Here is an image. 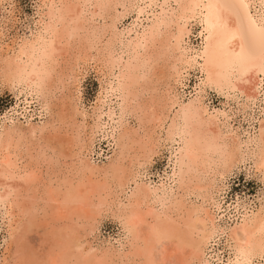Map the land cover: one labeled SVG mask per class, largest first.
Returning a JSON list of instances; mask_svg holds the SVG:
<instances>
[{
	"label": "bare ground",
	"instance_id": "1",
	"mask_svg": "<svg viewBox=\"0 0 264 264\" xmlns=\"http://www.w3.org/2000/svg\"><path fill=\"white\" fill-rule=\"evenodd\" d=\"M133 1L41 0L35 33L0 53V74L6 82L21 88L22 95L35 96L44 110L51 108L54 114L60 108L65 113L58 118L60 125L64 120L72 124L70 136L32 124L0 131V208L4 242L11 250V256H5L8 264H111V248H93L87 238L97 217L101 213L105 217L112 207L124 238L120 264H160L165 258L177 264H201L203 250L218 227L208 212L194 203L187 208V200L176 193L187 194L192 187L189 192L202 190L211 179L208 175L223 177L245 156L253 159V167L264 168V124L248 138L243 157L241 143L223 128L218 113L208 112L199 97L179 102L172 92L181 70L194 67L201 74L199 90L242 93L247 87L254 99L264 82V0H160L147 25L122 39L114 24ZM256 1L259 9L250 15ZM111 10L115 11L111 25L94 24L96 19L107 21ZM188 19L200 24V47L190 54L181 43L189 31ZM87 61L96 63L104 82L92 114L96 120L103 114L113 117L111 107L101 112L106 97H114L120 119L130 107L140 122L155 128H163L169 119L164 141L177 144L169 154L167 187L165 179L160 187L136 180L139 168L156 153L150 137H136V128L131 138L129 130L117 134V124L110 135L111 159L99 166L88 160V146L99 125L90 129L87 143L86 112L75 103L80 70ZM54 91L66 93L48 106L46 96ZM194 191L191 195L200 194ZM247 221L229 229L228 238L246 258L264 255V218L253 214ZM31 234L38 236L36 242ZM164 240L168 245L158 247Z\"/></svg>",
	"mask_w": 264,
	"mask_h": 264
},
{
	"label": "rangeland",
	"instance_id": "2",
	"mask_svg": "<svg viewBox=\"0 0 264 264\" xmlns=\"http://www.w3.org/2000/svg\"><path fill=\"white\" fill-rule=\"evenodd\" d=\"M143 1L134 0L132 2L133 3L132 8L127 10V12L124 13L123 16H121L122 18L120 17L118 21L115 22L114 31L115 33H117V35L120 38L123 39L128 36L132 37L136 31L137 32L141 31L142 27L146 26L149 20L152 18V14L156 10H158V4L160 3V0H151V2L146 1V3ZM40 3L41 0H0V33H1L0 53L2 54L5 53L4 51L7 50L6 47L7 48L8 46L9 48L12 47L11 44H14V42L17 44L19 43L20 40L30 38L32 33H35L36 29H38L36 21L39 18V10L41 5ZM256 3L257 6L254 3L253 6L249 8L248 11L250 15H253L254 11L256 10L258 11L260 5L258 1H256ZM146 4L148 6H146ZM143 5L145 7H141ZM137 7H140L142 12L140 11L138 13ZM116 11L120 12L121 8L117 7ZM114 13L115 11L111 10L109 15H107V17L105 18V20L107 21L103 22L101 21V19L98 20L96 19L94 24L96 26H99V24L101 25L103 23L106 25H111V22L109 21H111L112 17L114 16ZM140 13L141 15H139ZM187 21L188 23L185 24L186 25L185 27L189 30L188 31L189 33L187 32L186 33L187 35L186 34L183 35V40L181 43L183 44L184 47H186L185 49H187L188 47L187 50H189L188 52L190 54L191 51H192L191 53H193L196 50H198L200 47V43H201L199 36L200 24L197 22V20L194 22L193 19H188ZM129 33L130 35H128ZM108 37L109 36L107 33L106 36L103 38V43L105 42V39L107 40ZM115 50H117V52H120V47H116ZM83 65L81 67L82 69L80 68L81 70H80V74H79L80 76L78 82V88L80 89H77L78 94L76 93L77 99L75 103L77 104V108H79V110L82 109L80 111L86 112V117L84 120V125H85L84 134L85 133L86 134L85 135L83 134V136L87 140L86 141L87 143L89 142L88 138L91 133L90 129H92L95 125H99L97 129L98 131H96L97 133L94 134V136L92 137L93 139L91 140L90 145L88 146V152L86 155L88 160L92 162L94 165L99 166L101 164H106L107 161L111 159L110 157H112L111 152L113 151V145L110 135H111V131L114 130L117 124L119 126H117L118 130H115L116 133L118 134L120 132L119 130L121 131L129 130V132L131 133L130 135L131 138L135 137L133 133L136 128L137 129L136 137L139 138V137H143L144 135L150 137L153 145H155V150H156V153H154V155L150 158L149 162L145 163L142 168H139V174H138L139 179L136 178V180L140 182L142 181V183L144 184L147 183V185L149 184L148 186L151 185L150 187H160L165 177L167 176L166 178H168L170 174L172 164H170L171 162H169L170 161L169 159L171 158V155L169 156V154H171L172 148H175L177 144L176 142L170 144L169 142L164 141L165 130L169 124V119L166 120L163 128H158V127L155 128L151 123H147L144 121L140 122L138 120L139 115H136L134 113H131L132 111H129L132 109L131 107L128 110L129 113L127 112L126 115H123V117L120 119L118 115L119 112L112 103L114 101V97H106L103 102L104 105L102 104L103 107L101 108L102 110L101 112L102 113L106 112V109L111 107L112 109H115L113 113L114 118L113 117L107 118L103 114L102 117L100 116L99 120H96L95 116H93L94 115L93 111L97 103V100L101 96L102 88L104 87V82L102 77H100L101 75L98 74L99 72L97 71L98 69L95 62L87 61ZM181 72H182L181 77L178 78L179 82L176 81L172 85L173 89L175 90V91L173 90L172 92L174 95L177 96L176 97L177 101L186 102L188 101V99H191L193 97L194 98L199 97L198 99H200L201 103L204 104L208 112L218 113L217 116L219 117L221 124L223 123L222 124L223 128L226 129V131L230 132L228 134H230L231 137H233L234 135L233 138L239 140L242 149L241 153L242 155L244 154L243 155L244 157L246 154L245 153L246 142L248 138H250L251 136H253L255 132H257L259 128L257 126L264 124V82H262V84L258 88L256 97H254L253 99L251 90H249L247 87L243 88L244 89V92H242L243 94L239 92L227 93L223 90L218 91L211 87H204L202 90H199V86L197 85L200 82L199 80H201V74L199 73V69L197 68L195 69L194 67H189L182 69ZM1 75L2 74H0V78H1L0 131H3V129L18 127L21 124H22L21 127H27L28 126L27 124H30L31 126L32 124L34 126H39V127H43L45 125L48 130L54 129L61 135L62 134L63 135L65 134L67 136L71 135L70 129L72 124L70 122H66L65 120L62 121L61 125L60 122H58L60 120L58 118L62 117L60 116L61 113L65 114L61 111L60 108L54 109L53 110L54 114L51 108H48V110L42 109L41 105L37 103L35 96L34 99H32L30 98L31 97L30 95L28 96L24 94L22 95V93L20 94L18 91H20L21 88L16 87L14 84L10 85L12 83L9 82L8 80L6 82V79ZM65 91L63 92L54 91L52 92V94L55 93L53 96L51 93L50 94L48 93L46 96L47 101L49 100L48 106H52L54 105V103H57L56 100H58V98H61L62 97L61 95L67 92ZM25 96L26 98H24ZM55 96L57 97V99ZM55 110L59 112L57 111L55 112ZM172 110L174 112L176 110V106ZM173 112L171 111V113H169V117L173 115ZM56 113L58 117L56 116ZM48 118L51 120V122L53 120V122L50 123V120ZM67 124L68 126L64 127ZM87 134L89 135L86 136ZM114 135L116 136V134ZM52 143H53L52 145L53 148L56 147L54 142ZM51 152L52 150L49 151V153ZM131 154H133V150ZM245 157L242 162L234 166L233 169H231L223 177L214 176L212 174L208 175V177H210L212 180L208 179L209 181L206 180V182L207 183L209 182V184H211L212 187L209 184L208 187H205L207 185V183L205 182L206 185H204V188H202V190L197 189L198 191H200V194L198 191H197L198 194H194V196H196V198L198 199L194 198V196L191 195L193 194L192 192L194 190L192 192H189L193 189V187L189 188L187 194L183 192L181 194L180 191L176 193L177 195L179 194L178 195L179 197L176 195L178 198H180V196L182 195L183 198L182 200L183 201L185 199L187 200L186 202L184 201V203H186L185 204L186 207L189 205V207L187 208L195 207L194 204L196 205L198 204L196 206L197 208L199 206L201 210H203L204 212H208L209 215L213 217L214 219L213 221L215 225L218 227V230L220 232V233L218 232L217 235H214L213 238H211L208 241L207 245L205 246L203 250L204 252L201 256L202 257L201 264H264L263 254L262 255L254 254V255H250L252 257L249 256L246 258L244 254L243 255L241 253L239 254L241 250L237 248L238 245H236L235 243L232 244L233 242H231L228 238V235L230 233L229 229L236 227V225H239L241 221L244 222L250 220L251 216L253 217V214L254 215L260 214L264 218V175H263L264 168L261 166H260L261 168L256 166L253 167L254 166L253 159L248 157L245 158ZM258 170H260L261 173ZM210 180L213 183H210L211 182ZM167 181H168L167 179H165L164 181L166 187H167L166 184ZM129 188H131V185ZM203 189L205 190V193L208 189V192L206 193L207 195L204 193ZM201 191L205 195H203ZM197 192L194 191V193ZM200 197L203 198L204 200L200 199ZM205 198L207 199V201L205 200ZM201 201H203L205 204ZM190 202L191 204H189ZM113 209H115V207H112L109 211H106L109 214L104 212L105 217H103V213H101L102 217H97L96 228L93 234L88 237L89 239L87 238V241L90 244H93L91 245L93 246V248H97V249H100L101 247H102L101 249L111 248L110 250L114 256L113 262H111V264L113 263L120 264L121 258L118 255H119V250L121 248L119 245L120 243L124 242L123 241L124 238H123L121 223L118 222L116 217L113 215ZM2 213L3 210L2 208H0V264H8L7 262L9 261V257H5V256L6 255L11 256L10 253L11 250L10 247L8 248V246H6L8 245L7 241L4 242V237L6 236V232L4 229L5 228L4 221H2L1 219ZM245 214H247L246 216L249 219L246 218ZM37 237L38 236L36 234L34 235L31 234L30 239L36 242L38 239ZM120 240H122L123 242ZM164 241H162L158 245V247H161L160 245L162 244H164V246L168 245V242L166 241L164 242ZM109 244L110 246H108ZM233 245H234L233 247L234 249L232 248ZM126 248L127 247H125V249ZM235 250L237 252H235ZM238 257L244 259L241 260ZM158 258L160 260L163 259L161 255H158ZM164 261L166 262V264H177L176 260L166 259V258L163 261H161L160 264H165L163 263Z\"/></svg>",
	"mask_w": 264,
	"mask_h": 264
}]
</instances>
